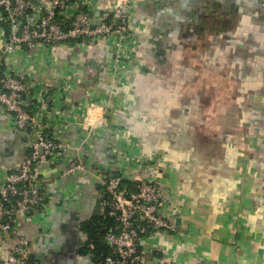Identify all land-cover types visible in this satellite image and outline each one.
<instances>
[{"label": "crops", "instance_id": "0c3cea01", "mask_svg": "<svg viewBox=\"0 0 264 264\" xmlns=\"http://www.w3.org/2000/svg\"><path fill=\"white\" fill-rule=\"evenodd\" d=\"M90 1L109 16L116 2ZM130 26L119 62L116 34L5 57L31 111L46 90L43 131L64 145L35 167L44 200L18 218L31 264H96L82 226L108 207L111 174L158 179L179 228L143 236L145 264H264V0H134ZM17 130L0 107V178L37 138ZM73 160L87 171L66 173Z\"/></svg>", "mask_w": 264, "mask_h": 264}, {"label": "built area", "instance_id": "2783aa9c", "mask_svg": "<svg viewBox=\"0 0 264 264\" xmlns=\"http://www.w3.org/2000/svg\"><path fill=\"white\" fill-rule=\"evenodd\" d=\"M133 1L116 0L112 7L113 17L108 20L109 17L105 19V14L99 13L90 0H76L73 17L67 20L63 14L67 0H0V18L9 24L8 32L3 26L0 44V107L12 114L17 128L24 129L30 123L37 133L24 161L0 178V264H31L30 244L19 229L18 218L44 200L35 167L64 149L59 139L49 137L43 131L40 112L44 110L46 90L38 91L35 110L31 111L24 95L32 86L24 77L1 68L6 65L5 57L16 46L52 48L63 44L70 47L75 39L92 41L116 34V59L119 62L126 54L127 40L133 34L130 26ZM95 19L102 21L94 24ZM86 171L85 163L80 160H73L65 170L66 173ZM123 180L121 174L105 180L108 206L118 224L105 234L113 253L98 264H141L144 257V250L139 246L142 233L148 229H151L150 233L179 232L176 223L160 213L163 192L158 179L140 178L136 189L125 185ZM12 236L16 243L10 245Z\"/></svg>", "mask_w": 264, "mask_h": 264}, {"label": "trees", "instance_id": "16d2710c", "mask_svg": "<svg viewBox=\"0 0 264 264\" xmlns=\"http://www.w3.org/2000/svg\"><path fill=\"white\" fill-rule=\"evenodd\" d=\"M72 1V0H67ZM113 17V13L110 12V16L108 20H111ZM67 20H71L67 18ZM4 27L6 28L7 32L9 30V24L4 22ZM5 65H2L1 68L4 69ZM30 110L31 107H30ZM124 183L128 184L130 188L136 189L139 180H129L124 178ZM108 196V195H107ZM109 199V196H108ZM109 207V206H108ZM106 208L103 214H96L95 216L91 217L88 221L83 223L82 229L88 236V243L83 249L85 253H91L93 259L96 264L102 261L107 255L113 253L112 247L108 244L107 240L105 239V234L108 230L114 228L118 224V219L116 215L110 214V208ZM151 229H148L147 232L142 233L141 236H145L150 234ZM140 246V243H139ZM141 248V246H140ZM30 262L32 260L30 259ZM141 264H145L144 259Z\"/></svg>", "mask_w": 264, "mask_h": 264}, {"label": "water", "instance_id": "95a60500", "mask_svg": "<svg viewBox=\"0 0 264 264\" xmlns=\"http://www.w3.org/2000/svg\"><path fill=\"white\" fill-rule=\"evenodd\" d=\"M108 16H109V13H108V11H106V13H105V19H107ZM101 21H102L101 19H95V20H94V24L101 23ZM31 130H32V126H31V124L29 123V124L26 126V128H25L24 131H20V129H19V131L17 130V132H18V134H20L21 132H30ZM41 151H43L42 148H41ZM43 163L46 165V162H43ZM111 176H113V174H111ZM146 254H147V255H150L151 252H150V251H146ZM29 256H30L31 258H32V257H35L36 259H39V260L42 261V257L39 256V255H37V254L30 253ZM157 261H158V257L155 256V257H153L152 259L148 260L147 264H154V263L157 262Z\"/></svg>", "mask_w": 264, "mask_h": 264}]
</instances>
